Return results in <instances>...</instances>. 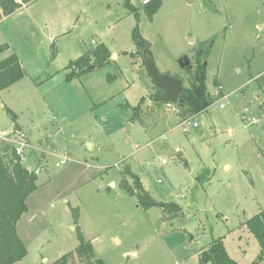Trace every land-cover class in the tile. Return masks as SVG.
Segmentation results:
<instances>
[{
	"label": "rangeland",
	"instance_id": "1",
	"mask_svg": "<svg viewBox=\"0 0 264 264\" xmlns=\"http://www.w3.org/2000/svg\"><path fill=\"white\" fill-rule=\"evenodd\" d=\"M144 1L132 0L139 23L123 0H36L0 21V46L9 47L0 61L15 54L26 72L0 92V136L18 125L31 146L23 166L38 171L43 161L17 222L27 254L16 264L74 252L77 227L94 263L198 264L220 237L232 257L247 251L240 264L257 258L255 239L244 232L239 241L237 231L264 209V112L254 82L264 76V0H162L153 21ZM135 26L158 72L184 87L183 62L193 69V51L214 38L204 60L213 104L188 124L176 105L150 101L156 89L143 61L123 54L136 52ZM102 44L109 64L66 81L69 63ZM141 98L139 121L132 108ZM62 154L68 162L56 167ZM126 165L152 199L179 210L142 209L121 187ZM74 264H83L77 255Z\"/></svg>",
	"mask_w": 264,
	"mask_h": 264
},
{
	"label": "trees",
	"instance_id": "2",
	"mask_svg": "<svg viewBox=\"0 0 264 264\" xmlns=\"http://www.w3.org/2000/svg\"><path fill=\"white\" fill-rule=\"evenodd\" d=\"M34 1L36 0H0V21L27 7ZM161 4L162 0H146L141 10L149 21H153ZM123 6L130 14L134 15L136 22L139 23V14L133 6L132 0H123ZM211 11L214 12V9L212 8ZM131 37L136 52H123V54L129 57H139L145 66V58L153 59L150 51L151 46L141 35L138 26L133 28ZM213 43L214 38L200 43L198 49L193 51L195 67L188 73L190 78L188 81L189 87H183L176 105L178 107V117L183 121H189L213 104L205 85L206 64L204 63V60L210 54ZM8 49L9 47L6 44L1 45L0 54ZM110 56L109 50L103 44L84 52L65 68L68 71L66 81L107 66L110 62ZM25 76L26 72L15 54L5 57L0 61V92L19 82ZM254 82L262 96V103L258 109L264 112V76L254 78ZM161 96L162 92L156 89V95H151L149 99L153 102L164 103ZM143 100L144 98H141L138 104L132 108V118L135 120L142 121L141 106ZM8 114L13 121L16 120V115L12 111L8 110ZM14 127L17 130L19 129L17 125ZM42 167L43 161H40L38 171L30 172L23 166L21 159L15 154L14 148L7 143L0 142V264H15L20 262L27 254L25 245L17 235V222L27 210V198L37 190V173ZM121 174V187L130 195L136 197L142 209L158 208L172 212L179 210L173 203H161L152 199L145 191L141 180L131 171L128 165L123 168ZM126 177L132 181V186H128L124 182ZM197 180L201 182L202 176H199ZM74 215V222L76 223L78 216L76 213ZM241 226L251 234L259 247V254L251 264L262 263L264 261V209L247 219ZM76 233L78 246L74 252L67 253L52 263L40 264H74V255H77L83 264H103L99 260L94 263L90 243L83 239L78 227ZM198 264L237 263L226 252L224 238L220 237L214 239L206 248L201 249Z\"/></svg>",
	"mask_w": 264,
	"mask_h": 264
},
{
	"label": "water",
	"instance_id": "3",
	"mask_svg": "<svg viewBox=\"0 0 264 264\" xmlns=\"http://www.w3.org/2000/svg\"><path fill=\"white\" fill-rule=\"evenodd\" d=\"M144 61L147 74L152 80L154 87L162 92L161 99L163 102L168 105H177L181 91L184 87L183 80L159 73L153 59L145 58ZM182 68L186 72L192 70V67L188 65V62H183Z\"/></svg>",
	"mask_w": 264,
	"mask_h": 264
},
{
	"label": "built area",
	"instance_id": "4",
	"mask_svg": "<svg viewBox=\"0 0 264 264\" xmlns=\"http://www.w3.org/2000/svg\"><path fill=\"white\" fill-rule=\"evenodd\" d=\"M20 1V0H18ZM225 98V97H224ZM247 111V110H245ZM188 121H184L182 125H186ZM193 128H197L198 125L196 123L192 124ZM0 139L4 140L7 144L11 145L14 148L15 154L20 158L24 156L25 152L28 150L29 147L31 148L30 144L28 143L27 137L23 131H19L17 129L11 130V131H4ZM59 161L56 163V167H59L61 165H65L68 162V157L65 154L60 155ZM165 161L162 160L161 164H164ZM114 166H118L115 164Z\"/></svg>",
	"mask_w": 264,
	"mask_h": 264
},
{
	"label": "crops",
	"instance_id": "5",
	"mask_svg": "<svg viewBox=\"0 0 264 264\" xmlns=\"http://www.w3.org/2000/svg\"><path fill=\"white\" fill-rule=\"evenodd\" d=\"M144 2H146V0L144 1ZM2 92V91H1ZM225 98H226V96H225ZM18 126V125H17ZM19 127V126H18ZM20 128V127H19ZM21 129V128H20ZM21 131H23L22 129H21ZM24 132V131H23ZM262 210V209H261ZM261 210H259L258 211V213L261 211ZM258 213H256V214H258ZM255 214V215H256ZM254 216V215H253ZM251 218V217H250ZM249 219V218H248ZM234 230L232 229V232H233ZM237 232H239V235H238V240L239 241H241L242 240V238L243 237H245V233L244 232H246V234H247V238H248V243H249V241L251 240L250 238L251 237H249V236H251V234H249L248 232H247V230L243 227V226H241L240 225V228L238 229V231ZM257 244V243H256ZM225 246V245H224ZM259 248V247H258ZM225 249H226V247H225ZM253 250H254V252H256V257L258 256V254H259V251H257V249H256V247L254 246L253 247ZM226 252H227V250H226ZM228 253V252H227ZM241 254H243L242 256H240L239 254H238V257H232L229 253H228V255L230 256V258L231 259H233L237 264H240V260L239 259H243V258H245L246 256H247V251L246 250H244L243 249V251L242 252H240ZM252 262H250V263H248V264H251ZM16 264V263H15ZM247 264V263H246Z\"/></svg>",
	"mask_w": 264,
	"mask_h": 264
}]
</instances>
